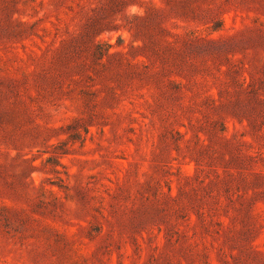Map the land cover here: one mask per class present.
Masks as SVG:
<instances>
[{"label":"rangeland","instance_id":"obj_1","mask_svg":"<svg viewBox=\"0 0 264 264\" xmlns=\"http://www.w3.org/2000/svg\"><path fill=\"white\" fill-rule=\"evenodd\" d=\"M0 264H264V0H0Z\"/></svg>","mask_w":264,"mask_h":264}]
</instances>
